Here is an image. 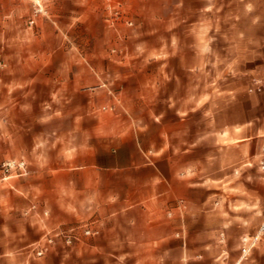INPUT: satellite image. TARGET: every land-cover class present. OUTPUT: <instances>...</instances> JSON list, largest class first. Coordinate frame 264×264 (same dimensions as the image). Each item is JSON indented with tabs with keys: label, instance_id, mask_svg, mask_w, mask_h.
<instances>
[{
	"label": "rangeland",
	"instance_id": "obj_1",
	"mask_svg": "<svg viewBox=\"0 0 264 264\" xmlns=\"http://www.w3.org/2000/svg\"><path fill=\"white\" fill-rule=\"evenodd\" d=\"M149 113L170 129L158 156L173 165L161 171L188 182L174 188L183 222L173 245L181 231L189 255H205H186V264H215L222 249L238 259L241 237L264 220V0H0V264L146 263L155 250L78 253L100 236L101 217L51 220L24 178L37 146L61 144L98 116L143 125L136 116ZM171 114L186 125L166 121ZM11 159L25 161L22 174L5 170ZM71 226L72 244L45 243ZM181 262L172 250L168 263ZM240 264H264V234Z\"/></svg>",
	"mask_w": 264,
	"mask_h": 264
},
{
	"label": "crops",
	"instance_id": "obj_2",
	"mask_svg": "<svg viewBox=\"0 0 264 264\" xmlns=\"http://www.w3.org/2000/svg\"><path fill=\"white\" fill-rule=\"evenodd\" d=\"M137 101L143 104L142 98ZM153 101L150 98L151 104ZM86 103L94 104L95 100L90 98ZM118 116L89 119L91 128L70 129L63 143L37 146L40 156L36 162H29L24 178L30 202L35 198L43 201V214L49 211L53 221H75L96 213L101 217L104 227L100 236L78 245L77 252L82 255L94 249H149L155 251L146 257L145 264H169V254L176 250L181 261L193 249L187 246L191 242L184 234L174 246L170 233L175 222H183L174 188L188 182L162 172L164 164L172 167L173 162L169 155L158 156L168 147L170 129L158 123L157 113L135 115V120L138 117L146 122L143 125L128 123L123 114ZM167 117L168 122L186 125V118H174V114ZM95 120L100 123L94 125ZM168 210L173 211V218L167 216ZM186 221L189 223L188 216ZM124 255L118 251L119 260ZM189 256L197 259L205 255Z\"/></svg>",
	"mask_w": 264,
	"mask_h": 264
},
{
	"label": "built area",
	"instance_id": "obj_3",
	"mask_svg": "<svg viewBox=\"0 0 264 264\" xmlns=\"http://www.w3.org/2000/svg\"><path fill=\"white\" fill-rule=\"evenodd\" d=\"M5 167V170H10V169H19L20 174H22V171H24L25 169V161L24 160H15V159H11V160H7L5 162H3L2 164ZM264 166V165H263ZM183 201L180 200V203H182ZM181 206H184L183 204H181ZM169 215L172 214L171 211L168 212ZM83 227L82 228V233L84 235H91L94 233L93 229L89 226H80ZM77 228L78 226H71L68 229H57L55 230L53 235L50 236H45V243L46 244H51L54 243L56 238L59 237L61 238L62 242L66 245L72 244L75 240L79 239V234L77 232ZM264 234V220L263 222L260 224L258 230L255 232V234L253 235H244L241 237V241H240V251L241 254L239 256L238 259L236 260H231L229 259V254L226 250H223L222 253L220 254L218 260L216 261L215 264H240L241 260L243 258H246L247 255L250 253L251 248L259 241V239H261L262 235ZM176 237L179 238H183V234L181 233V231H177L176 232ZM221 237V241L223 239V233L220 234ZM36 254L37 255H43L44 252L47 250L46 246H43V244L39 243L36 246ZM181 264H186V258L184 257L182 259Z\"/></svg>",
	"mask_w": 264,
	"mask_h": 264
}]
</instances>
